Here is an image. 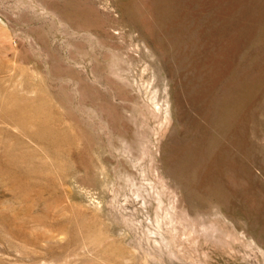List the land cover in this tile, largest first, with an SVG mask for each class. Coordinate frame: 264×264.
Returning <instances> with one entry per match:
<instances>
[{"label":"rangeland","instance_id":"1","mask_svg":"<svg viewBox=\"0 0 264 264\" xmlns=\"http://www.w3.org/2000/svg\"><path fill=\"white\" fill-rule=\"evenodd\" d=\"M0 264H264V0H0Z\"/></svg>","mask_w":264,"mask_h":264}]
</instances>
